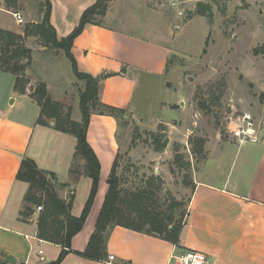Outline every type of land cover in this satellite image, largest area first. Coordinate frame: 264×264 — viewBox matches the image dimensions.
I'll list each match as a JSON object with an SVG mask.
<instances>
[{
	"label": "crops",
	"instance_id": "0c3cea01",
	"mask_svg": "<svg viewBox=\"0 0 264 264\" xmlns=\"http://www.w3.org/2000/svg\"><path fill=\"white\" fill-rule=\"evenodd\" d=\"M49 1L50 23L57 38H62L72 31L83 11L96 0ZM115 1H110L101 25L85 26L74 40L71 52L79 71L93 76L112 74L101 81L100 100L103 103L146 116L132 108L133 92L141 74L165 76L170 52L155 44L156 41L152 44L130 38L128 26L122 22L123 14L113 13ZM112 19L119 25V28L114 27L116 30L108 25ZM0 72L11 76L0 77V83H8L7 92L0 90V98L5 94L7 99L11 98L9 104L0 103V264H10L5 259L7 254L14 257L15 264H36L35 250L38 254L41 250L40 254H45L44 258L49 262L58 255L59 246L37 238L33 219H20L27 185L16 180L15 175L21 159L30 157L42 170L55 173L60 181L70 180L69 168L76 141L70 134L36 124L39 107L30 97L31 80L28 77V87L24 93H19L13 89L14 75ZM115 82L122 85L116 87ZM178 102L175 105L181 107L182 100ZM169 104L163 101L161 107ZM258 111V116L255 111L251 113L264 128V104L258 105ZM117 129V121L110 115L90 116L87 140L101 163V179L109 175V157L112 156L114 161L119 153ZM208 143L204 144L205 159L194 170L188 215L179 234V246L176 248L158 236L115 226L106 243L107 257L113 255V263L171 264V254L195 250L207 256L206 264H264V129L255 143L239 144L232 137L217 140L213 145ZM90 188L91 179L85 176L71 182V188H65L74 195L71 209L74 216L79 215L80 209L82 211L80 205L83 203L84 206ZM102 199L98 192L82 229L71 239L72 250H85ZM60 264L110 263L89 260L70 252Z\"/></svg>",
	"mask_w": 264,
	"mask_h": 264
},
{
	"label": "rangeland",
	"instance_id": "374dc122",
	"mask_svg": "<svg viewBox=\"0 0 264 264\" xmlns=\"http://www.w3.org/2000/svg\"><path fill=\"white\" fill-rule=\"evenodd\" d=\"M17 1L0 0V26L21 35V45L32 50V63L24 72L31 80L29 90L33 93L38 83H45L49 97L71 106V119L79 121V88L83 82L75 78L64 53L33 32L37 30L34 23L40 21L44 13L37 19L43 0ZM197 3L211 7V20L195 13ZM112 10L114 14H123L122 22L128 26L130 38L152 44L156 41L155 44L170 52L165 76L140 75L132 95V108L146 116L128 113L120 121L116 173L122 180V186L127 188L155 177V198L159 208L165 210L173 200L179 203L175 220L180 226V234L187 220L194 170L202 162L191 153L189 137H203L205 144L209 142L210 145L217 140H229L231 136L227 127L231 119L244 109L255 111L258 116V105L264 104V54L253 53L254 49H264V0H116ZM8 11H19L24 22L16 23ZM108 25L119 28L113 19ZM207 36L208 45L206 53H203ZM0 77L11 76L0 72ZM114 84L116 87L122 85L119 82ZM209 85H224L223 92L212 113L203 115L199 111L197 113L194 97L198 88H202L201 93H206ZM7 89L8 83H0L1 91L7 92ZM180 99L181 107L175 105ZM10 100L5 94L1 96L0 103L9 104ZM163 101L170 104L161 107ZM53 123L49 119L48 125L40 126L53 128ZM158 136H161V142L167 141L161 152L153 150V140ZM177 146L184 160L190 163V168L181 170L174 165L173 172H170ZM246 146L242 145L241 149ZM109 154L111 156L112 153ZM109 162L111 170L112 156L107 160ZM106 178H99L96 191L103 197L102 203L107 190ZM51 182L58 195L66 199L70 192L65 188H71V181H66L68 186H60L66 182L56 176ZM38 207L26 220L35 221L41 211ZM20 219L26 221L22 217ZM35 255L36 264H48L56 259L54 257L47 262L46 255L38 254L37 250Z\"/></svg>",
	"mask_w": 264,
	"mask_h": 264
},
{
	"label": "trees",
	"instance_id": "16d2710c",
	"mask_svg": "<svg viewBox=\"0 0 264 264\" xmlns=\"http://www.w3.org/2000/svg\"><path fill=\"white\" fill-rule=\"evenodd\" d=\"M110 1L96 0L83 11L72 31L62 38H57L55 29L50 23L51 4L49 0H43L40 3L38 15L40 16L43 11L44 13L41 20L34 23V28L37 30L33 32L39 34L48 45L62 51L71 64L75 78L83 82V86L79 88L78 107L81 114L79 121L71 119V106L52 100L48 95L45 83H38L33 93L30 92V97L39 107L36 124L48 125L49 119H52L55 130L72 135L76 144L73 162L69 168L70 181L74 183L81 176L91 179V188L82 211L79 216H74L71 213L73 193L70 192L66 199L61 198L51 182L56 179L54 173L40 169L30 157L21 159L15 179L28 186L23 195V207L19 214L23 220H26L35 212L36 207H41V211L35 219L36 236L60 247L56 259L48 264H60L70 252L89 260L104 261L107 259V239L115 226L158 236L173 243L176 248L179 246L180 226L175 220L179 203L173 200L165 210L159 208L155 198V177H150L144 184L139 183V185L130 188L122 186V180L116 173L118 153L107 177L106 194L87 246L82 252L74 251L71 248L72 237L82 229L86 221L100 178V162L87 140L90 116L92 114L110 115L116 119L119 126L120 121L128 115L126 110L105 104L100 100L101 81L112 74L103 73L93 76L79 71L71 52L74 40L82 33L86 25L102 24ZM195 13L205 16L209 20L213 16L211 7L202 3H197ZM21 38V35L11 31L0 30V70L14 75V91L24 93L26 85L29 83L24 72L32 63V50L21 45L19 41ZM208 38L209 36L204 42L203 53H206ZM253 53L255 55L264 54V49H254ZM167 63L165 74L168 72ZM223 86L209 85L206 93H201L202 88H198L194 97L196 110L203 115L211 114L213 106L218 104L222 96ZM205 95L208 96L206 99ZM160 137L153 140L155 152H161L166 147L167 141L161 142ZM116 142L118 143V134H116ZM188 143L191 145V153L198 160H204L206 156L204 152L205 138L189 137ZM174 165L181 170L190 168V163L186 162L179 152V146L174 148L173 160L169 167L170 172H173ZM68 185V182L60 184V186Z\"/></svg>",
	"mask_w": 264,
	"mask_h": 264
},
{
	"label": "built area",
	"instance_id": "2783aa9c",
	"mask_svg": "<svg viewBox=\"0 0 264 264\" xmlns=\"http://www.w3.org/2000/svg\"><path fill=\"white\" fill-rule=\"evenodd\" d=\"M15 19L16 23L22 24L24 19L19 12H10ZM231 137L234 138L237 143H255L259 141L261 130L263 126L260 120L254 116L251 112H241L234 119H231L227 127ZM41 207H38L40 210ZM41 253V250L39 251ZM171 264H206L207 256L199 251L188 250L180 253H174L170 255ZM107 263L115 264L114 256L108 255L104 260Z\"/></svg>",
	"mask_w": 264,
	"mask_h": 264
},
{
	"label": "water",
	"instance_id": "95a60500",
	"mask_svg": "<svg viewBox=\"0 0 264 264\" xmlns=\"http://www.w3.org/2000/svg\"><path fill=\"white\" fill-rule=\"evenodd\" d=\"M5 259L8 263L15 264V259L12 255H10V254L5 255Z\"/></svg>",
	"mask_w": 264,
	"mask_h": 264
}]
</instances>
